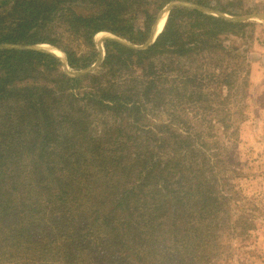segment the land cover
<instances>
[{
  "label": "trees",
  "instance_id": "trees-1",
  "mask_svg": "<svg viewBox=\"0 0 264 264\" xmlns=\"http://www.w3.org/2000/svg\"><path fill=\"white\" fill-rule=\"evenodd\" d=\"M170 1L0 0V44L51 45L81 71L97 33L141 45ZM255 24L175 6L149 46L105 40L78 76L0 49V264H245L260 211L236 180L250 82L225 40Z\"/></svg>",
  "mask_w": 264,
  "mask_h": 264
},
{
  "label": "rangeland",
  "instance_id": "rangeland-1",
  "mask_svg": "<svg viewBox=\"0 0 264 264\" xmlns=\"http://www.w3.org/2000/svg\"><path fill=\"white\" fill-rule=\"evenodd\" d=\"M242 9L246 11L243 15H250L245 21L256 22L253 31L247 28L242 36L229 35L225 40L226 44L238 46L246 54L245 63L238 66L241 67V74L244 69L248 70L250 82L245 99L247 107L241 112L243 118L239 123L237 169L240 175L236 180L243 188L244 195L249 197L260 211H257L256 218L259 225H256L257 229L253 231L256 237L250 244L242 245L239 250L245 264H264V18L258 16L264 14V0H243ZM250 9L252 10L248 11ZM222 14L234 18L226 13ZM59 33H63L65 41L77 52L85 50L82 43L69 37L64 29L61 28ZM97 35L96 38L100 37V33ZM43 47L47 50L55 48L59 53H63L48 44ZM64 69L68 70L67 67ZM253 250L255 253L250 252ZM233 253L236 255L235 249Z\"/></svg>",
  "mask_w": 264,
  "mask_h": 264
},
{
  "label": "water",
  "instance_id": "water-1",
  "mask_svg": "<svg viewBox=\"0 0 264 264\" xmlns=\"http://www.w3.org/2000/svg\"><path fill=\"white\" fill-rule=\"evenodd\" d=\"M175 6H183V7H187V8H190V9H196V10H199V11H201L203 13L212 14V15L219 16V17H222L224 19L230 20V21H235V22H244L250 16V15H240V16H234V18H229V17L224 16L221 12H218L216 10H213V9H210V8H207V7L199 6V5H196V4L191 3V2L180 1V0L170 1L161 10H159V12L157 13L155 21H154V23L152 24V26H151V28L149 30L148 37H147L146 41L143 44H141V45H130V44L126 43L124 40L120 39L119 37H117V36H115V35H113V34H111L109 32H99L100 33V37L96 38V36L98 34L97 33L95 35V37L93 38V40H94V42L96 44L97 51H98L96 61L90 67H88V68H86L84 70H81V71L65 70V72L67 74L71 75V76H78V75H83L85 73L93 71L96 67H98V65L101 63V61L103 59L104 51H103V46L102 45H103V41H105V40H109V39L110 40H114V41L126 44V45H128V46H130L132 48H135V49H144V48H146L147 46H149L155 40L156 36L162 30V27H163L164 23H163L161 29L158 31V33L153 36V33L155 32L156 28L158 27V23L160 21L161 12L163 10H166V17H167V14H168L169 10L171 8L175 7ZM263 15H258V16L264 18ZM166 17H165V19H166ZM165 19H164V22H165ZM43 45H46V44L25 45V44L3 43V44H0V49H31V50H36V51H41V52H45V53L51 54V53H49V52H47L45 50ZM51 55H53V54H51ZM53 56H55V55H53ZM55 57H57V56H55ZM59 60L61 61L62 65H63V68L67 67L66 66V62H65V56H64V58L62 60L61 59H59Z\"/></svg>",
  "mask_w": 264,
  "mask_h": 264
},
{
  "label": "bare ground",
  "instance_id": "bare-ground-1",
  "mask_svg": "<svg viewBox=\"0 0 264 264\" xmlns=\"http://www.w3.org/2000/svg\"><path fill=\"white\" fill-rule=\"evenodd\" d=\"M165 17H166V10H163L162 12H161V16H160V21H159V23H158V27L156 28V30H155V32L153 33V36L155 35V34H157L158 33V31L161 29V27H162V25H163V23H164V19H165ZM98 36V35H97ZM96 36V37H97ZM152 36V37H153ZM47 52H49V53H51V54H53V55H55V56H57L59 59H63L64 58V56H63V53H59L55 48H52V49H45ZM59 53V54H58Z\"/></svg>",
  "mask_w": 264,
  "mask_h": 264
}]
</instances>
